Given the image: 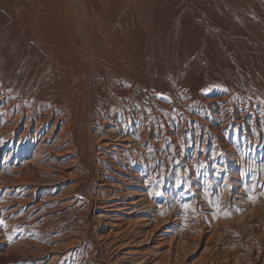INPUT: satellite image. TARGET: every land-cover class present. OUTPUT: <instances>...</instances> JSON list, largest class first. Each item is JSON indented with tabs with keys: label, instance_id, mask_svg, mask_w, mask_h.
I'll return each instance as SVG.
<instances>
[{
	"label": "rangeland",
	"instance_id": "rangeland-1",
	"mask_svg": "<svg viewBox=\"0 0 264 264\" xmlns=\"http://www.w3.org/2000/svg\"><path fill=\"white\" fill-rule=\"evenodd\" d=\"M17 87L30 132L2 133L0 175L62 141L53 193L102 214L56 264H264V0H0V127Z\"/></svg>",
	"mask_w": 264,
	"mask_h": 264
},
{
	"label": "bare ground",
	"instance_id": "bare-ground-1",
	"mask_svg": "<svg viewBox=\"0 0 264 264\" xmlns=\"http://www.w3.org/2000/svg\"><path fill=\"white\" fill-rule=\"evenodd\" d=\"M149 11L150 10H144V11H142V14L147 15V14H149ZM16 12L19 13L18 10ZM20 12H22V11H20ZM21 14L24 16V13H21ZM31 17L34 19L36 17V14L35 15L33 14V16L31 15ZM147 21H148V19L145 20V23ZM135 38H136V36H135ZM34 39H37V38L34 37ZM135 40L136 39H134V38H130V39L128 38V46L131 50H134V48H137V47H135V45H136ZM32 41H33V37H32ZM35 42H36V40H35ZM44 44H45V46H47L46 42ZM50 50H53V48L51 47ZM130 52L132 54V51H130ZM136 52H137V50H136ZM133 56L136 57L135 55H133ZM71 73L72 72L70 71V73H68V74H71ZM64 74H65V72H64ZM73 75H74V73H73ZM52 77H53V75H52ZM65 77H66V75H65ZM22 87H23L22 91H24V90L26 91V89L28 91L30 89V81L25 83ZM71 87L64 88L63 94L67 93V91L69 89H71ZM114 88L116 89V87H114ZM18 89H19V87L11 88L12 92L9 94V96H6V100L11 102V103L9 106L5 107V109L8 111H7V114L5 116V120H4L5 122L3 124L4 127H0V142L3 141L4 135H2V133L5 132V130H7V131L10 130V132H11V130L13 131V129L16 128V130H14L12 132L15 135L18 128L22 127L21 132L19 133V131H18V134L15 135L17 137V140H19V138L22 136H24V137L27 136L30 132V124H29V121H27L28 119L27 120H25L26 118L22 119L23 117H21V115L15 114L16 116H13V112H14L13 110L16 109V107L14 106V101L10 100V96H12V95L14 96V95L18 94V92L20 91V89H19V91H18ZM71 91H72V89H71ZM61 97H63V95H61ZM137 97H139V96H137ZM140 97H141V94H140ZM119 98H121V100L122 99L126 100L128 98V90L124 95H122ZM129 100H130V98H129ZM134 100H138V102H141V98L134 99ZM64 105H65V103H64ZM74 106H73V103H72V105L69 104V106H67V109H69L70 111H74ZM47 107H48V105H47ZM59 107H61V106H59ZM80 108L81 107H79V105H78V108H75V113H77L80 110ZM17 109H19V107H17ZM46 111L39 118L42 121L41 123H46L51 117V112L48 111L46 113ZM20 113H21V110H19V114ZM53 117H54V115H53ZM58 117L54 118V126H56V125L60 126L61 122H60V119ZM67 119H69V118H67ZM61 120H62V118H61ZM76 120H77V118H76ZM129 120H130V118H129ZM131 122H132V124H135V126H137L138 129L142 128V125H143L142 121L138 117L133 116L131 119ZM62 124H64V123L62 122ZM73 124H74V122H73ZM64 128H65V126L63 127V129H59V131L55 135L57 137V139L62 135V133H64V131H66V129H69V126L68 127L66 126L65 129ZM134 130H136V129H134ZM51 132H53V131H51ZM139 132H140L139 134L142 135L141 139L144 140L145 138L143 136V129L139 130ZM68 133H70V132H68ZM146 134H144V135H146ZM66 135H68V134H66ZM73 135H75V134H73ZM48 136L49 135H43L41 137V142L44 143L46 141V139L48 138ZM34 137H35V135H34ZM41 142L36 147L37 153H39V154L44 152L43 151L44 148H47V145H45V144H43L41 146ZM61 143H62V141H60L58 143V145L55 147L54 146L49 147L50 149H48L47 154L37 155L35 157L33 156L32 160L34 159L36 162H33L32 164L30 163L31 164L29 166L30 168H28V167L25 168L26 166H16L15 164L12 165L10 167V170H11L10 179H4V176L0 175V220H2L4 223V227H2V226L0 227V264H56L57 260L60 259L62 257V255L67 252V251H65L67 248H70L71 245L73 246L76 244L79 245V244L84 243L85 240L84 241L81 240V238L83 237L82 236L83 233L79 232L78 229H80V227H78V226H80V224L78 225V223L80 221L87 222L89 219H91V221H94V219H95L94 217L100 218V216L102 215L100 213H96V211L94 210V208L91 205H88V207L86 208V209H88V213H85V214L82 213L81 215H73V213H74L73 206L75 205L74 204L75 199L74 200L73 199L72 200L67 199L66 198L67 195L66 196L64 195L65 193L62 195L63 197L58 196V195L53 193V190L56 189V187L61 184L60 183L61 180H64V178L66 176L67 177L70 176V174L68 173V169L70 168L69 166H70V164L74 163L76 160V158H74L73 160L69 161L68 157L63 156V153H64L63 150L64 149L62 150L63 145H61ZM63 144H64V142H63ZM67 145H68V148L69 147L71 148V142L70 141H69V144H67ZM68 148L65 150H68ZM126 148L127 149L129 148V143L126 144ZM67 152H70V150ZM87 158H89V157H87ZM114 167H117V166H114ZM121 171H122V169H121ZM76 172H77V170H76ZM48 178H50L49 181L47 180ZM101 178H102V181L105 180L103 177H100V179ZM133 202H135V201H133ZM127 204L130 205L131 201L128 202ZM94 206H95V204H94ZM75 208H77V207H75ZM54 219H55L56 223H54V224L51 223L52 225H50V221L51 220L54 221ZM61 221H62V223H61ZM91 226H92V223H90L89 226L86 224L83 226L85 234L88 233V231L91 229ZM12 227H14L15 230L18 232V235L15 234L14 237H12V235L10 233V229ZM154 229H156V228H154ZM154 229L152 227V228H150V231L152 232V231H154ZM112 233L107 232V234H105V235L103 234V236L100 234L102 236L101 244H104V243H109L112 245L118 244L119 241L115 240V235ZM146 234H147V231H146ZM144 235H145V233H144ZM147 235H145V236H147ZM121 238H120V241L122 242L123 240H121ZM163 242H165V239L161 240L159 243H163ZM98 245H100V244H98ZM99 248H100V246H99ZM114 248H116V246ZM122 248H123L122 246L117 245V248H116L117 254H119L120 249H122ZM92 254H90V255H92ZM48 258H49L48 263L42 262L44 259H48ZM90 261H92V260H90ZM95 262H96V260H95ZM161 262H162V258L156 260L155 264H161ZM152 263H154V262H152ZM132 264H134V263H132Z\"/></svg>",
	"mask_w": 264,
	"mask_h": 264
}]
</instances>
